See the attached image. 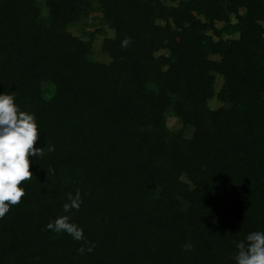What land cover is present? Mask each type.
<instances>
[{
    "label": "trees",
    "instance_id": "trees-1",
    "mask_svg": "<svg viewBox=\"0 0 264 264\" xmlns=\"http://www.w3.org/2000/svg\"><path fill=\"white\" fill-rule=\"evenodd\" d=\"M3 93L55 150L0 264H236L264 232V0H0ZM64 215L82 240L47 228Z\"/></svg>",
    "mask_w": 264,
    "mask_h": 264
},
{
    "label": "clouds",
    "instance_id": "clouds-1",
    "mask_svg": "<svg viewBox=\"0 0 264 264\" xmlns=\"http://www.w3.org/2000/svg\"><path fill=\"white\" fill-rule=\"evenodd\" d=\"M131 38L122 41V47L130 43ZM40 136L33 115L18 112L14 103V93L0 94V218L9 211L10 205L20 203L25 191L20 185L33 177L30 171V156H43L45 149L54 151V146L36 148L35 144ZM70 203L63 205L65 213L71 209L79 210L82 203L81 195L77 190L75 196H68ZM68 215L58 217L54 223L47 225L48 229L55 232H66L73 239H83V229L70 222ZM95 245L88 247L91 252ZM236 264H264V232H251L246 237V242L237 243ZM191 243L184 245L185 251H191ZM81 253L84 248L79 249Z\"/></svg>",
    "mask_w": 264,
    "mask_h": 264
},
{
    "label": "rangeland",
    "instance_id": "rangeland-1",
    "mask_svg": "<svg viewBox=\"0 0 264 264\" xmlns=\"http://www.w3.org/2000/svg\"><path fill=\"white\" fill-rule=\"evenodd\" d=\"M97 28H99V27L98 26L97 27H92V28L90 27V28H88V31L92 32V31L96 30ZM72 32L75 35H79V33H78V31L76 29L72 30ZM108 32H109L110 35H112L111 31H108ZM102 43H103V37L99 35L97 40H96V42H95V46H94L95 51H96V58L98 60H100V61L107 62V61H109V58L106 55H102L100 53V48H101ZM219 106H221V104L219 102H217V100H214V101L210 102V107L212 109L217 108Z\"/></svg>",
    "mask_w": 264,
    "mask_h": 264
}]
</instances>
